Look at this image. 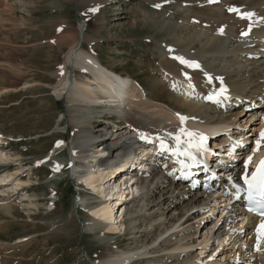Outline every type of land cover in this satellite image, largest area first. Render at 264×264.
Here are the masks:
<instances>
[{"label": "rangeland", "instance_id": "1", "mask_svg": "<svg viewBox=\"0 0 264 264\" xmlns=\"http://www.w3.org/2000/svg\"><path fill=\"white\" fill-rule=\"evenodd\" d=\"M227 1L221 0L223 4ZM209 2L210 0H197L190 6ZM245 2L249 5H245ZM258 3L259 6L256 5ZM152 4L166 6L167 0H0V134L6 138L22 140L20 143L11 145L6 154L2 153L4 157L0 164H17L8 166V169L19 168L18 174L24 171L26 174L24 180H30L28 187L8 199L9 201L11 199L12 217L0 211V264H95L102 256L108 255L109 252L114 253L117 247L125 249L130 245L131 249L140 248L139 240L128 238L123 240L122 236L109 239L95 238L94 234L83 231V226L92 221L89 218L90 204H88L91 200L85 198L86 202H80L78 198L85 197V194L78 191L79 187L72 188V176L76 174L73 171L74 166L70 173L68 152H64L61 159L51 163L48 169H32L31 172L30 168H32V161L42 160L55 142H61V145L66 142L69 145L74 135L72 120L83 123L85 127L93 128V131L97 126L103 125L98 120L102 117L101 112L94 111L93 117H87L85 113L79 112L78 109L81 106L70 102L71 90L61 97H57L54 93V87L63 76L67 55L71 47L76 45L80 25H85L86 30V40L81 45L82 49L89 53H92L91 49H93L101 64L104 67L107 66L109 70L113 69L123 75L132 76L149 92L148 97L159 103L170 104V92L158 77V68L162 74V70L166 67L162 61L164 55L162 48L165 49L167 46V50L180 52L181 56L185 55L183 56L185 58L202 60L204 66L212 65L210 56L214 55L207 49L214 48L211 45L214 40L220 42V45L224 44V37L213 36L212 33L216 31L210 33L191 25V30L202 36L200 39L196 38L188 42L186 38L189 34L181 29L164 35L161 32L150 31L148 26H144L143 29L139 26L134 29L128 28L132 21L165 23L169 20L170 16H165L167 12L156 13L161 15L159 17L152 16L154 15L150 9ZM173 4L182 6L179 3ZM232 5V7L201 6L210 7L209 11L203 13L196 9L194 10L198 13L188 12L189 7L181 9L182 7L178 8L176 5L170 6L166 11L173 10L176 16L172 18L173 22H168L179 23V26H183L181 22H184V18L190 17V14L197 17L198 24H201L204 19L203 22H207L208 25L209 18H212L214 22L218 20L214 17L216 14H221L220 10H223L221 18L228 27L230 18H234L237 11H240L238 14H242L244 10L250 12L256 10L255 16L264 18V0H240ZM186 6L189 5L186 3ZM142 8L146 9L142 10ZM224 8L226 10L235 8L237 11L236 13L229 11V17ZM141 10L147 14L139 15ZM238 21L248 23L239 19ZM256 26L258 29H264L257 24ZM225 29L227 32V28ZM236 36L239 37V34ZM249 36L252 35L249 34ZM243 45L242 42L234 43L228 47L231 53L226 56L234 60L242 57L244 60L241 61L247 63L232 61L229 58L217 60L218 63L226 65L228 72L233 75L239 73L243 66L251 68L255 64L259 68L264 63V58L259 61L254 58L256 55L251 57L245 54L246 52L242 50H245L247 45ZM158 46L161 47L160 50ZM250 51H257V48L253 47ZM259 53H263L261 49ZM156 56L158 61L160 60L159 63ZM155 62L158 63L156 66H154ZM251 63L252 65L249 66ZM200 71L206 70L202 68ZM259 72L258 69L255 71L259 76H256L248 85H244L241 81L237 92L246 93L250 88L252 92H260L264 86H258L263 77ZM75 76L80 80L89 77L83 70L75 71ZM245 76L247 75L240 78ZM234 78L238 79V77ZM157 83L163 85L164 90H160ZM29 84H35V86L19 90ZM5 90L8 91L2 93ZM157 95L160 96L157 97ZM194 103L204 107L201 102ZM77 110L78 114L75 112ZM177 112L183 116L187 114L185 110ZM79 115L85 119H81ZM213 116L217 117L215 114ZM96 142L90 149H92L91 152L99 155L101 148L99 144L95 145ZM87 152L84 154L86 158ZM5 156L8 157L7 161ZM71 158L76 157L71 155ZM77 159L81 161L79 158L75 160ZM57 165L61 175L52 178L49 176V171L55 169ZM3 170L1 168L0 173ZM159 195L156 194L154 198L157 199ZM48 199L54 202L53 209ZM188 201L186 200L185 203ZM81 203L85 205L80 206ZM194 216L195 214L191 217L189 224L206 221L207 228L211 227L212 219L208 220L207 216L193 219ZM101 231L100 229L96 233L100 234ZM198 236L197 234L196 237ZM155 242L147 248L153 246ZM154 257V259L157 258ZM147 258L133 264H149V261L154 260L150 258L147 261Z\"/></svg>", "mask_w": 264, "mask_h": 264}, {"label": "bare ground", "instance_id": "2", "mask_svg": "<svg viewBox=\"0 0 264 264\" xmlns=\"http://www.w3.org/2000/svg\"><path fill=\"white\" fill-rule=\"evenodd\" d=\"M196 1L197 0H167V5L173 3L186 5L187 3V5H189L187 6L189 7V12H193L192 10L194 9L201 13L210 10V7L190 6V4ZM239 1L240 0H228L224 2L223 5L232 7L233 3ZM245 5H249V3L245 2ZM256 5L259 6L260 4L258 3ZM220 11H222L221 14H216L214 17L218 18V20H215V22L212 18L207 20L209 23L206 28H203L205 31L212 33V31L217 30V27L220 28L221 25L227 24L221 18L223 10ZM226 12L229 13V10H226ZM243 12L248 13L250 11L244 10ZM253 13H256V10L253 11ZM138 14L146 15L147 12L142 11ZM236 15L233 17H236ZM191 17L194 19L192 22L196 23L197 17ZM229 25V27H226L227 32H223L224 44L220 45L221 43L214 40V38L212 39L214 41L211 42L214 48L209 47L207 49L209 52H213L212 55L214 56L210 57L212 58V65H205V67L207 70L211 71L213 75H210L207 71H196L190 67H184V69L189 71L188 80L193 82V87L188 86L187 81L180 78V71L184 70L183 67L176 65L173 61L168 59L166 54L163 55L162 61L165 63L166 67L162 70L163 76H161V78L167 83V88L170 92L169 102L171 105L168 103H159L157 100L149 98V92L144 91L140 84L136 86V82L132 81L131 83L128 81L132 78L125 76L126 78L121 82L115 76L111 75L113 74L111 70L108 68L104 69V66L101 64L98 56L93 52V49H91L92 53H89L81 48L82 43L86 40V30L84 28L85 25H80L75 42L76 45L74 47L72 46L73 48L71 47L67 55L63 76L54 87V93L57 97H61L71 90L70 102L81 106V108L78 109L80 113H85L87 117H93L95 115L94 111L101 112L102 116H104L106 112L117 113L120 115L119 119L122 122L114 127L99 125L93 131V128L85 127L83 123L72 120L74 135L68 145L72 157L79 158V160L86 162L87 160L84 154L94 145L96 140H99V148L102 149L101 153L99 155L92 154L93 156L90 160L96 162L99 156H104L105 153H107L110 157L114 156L108 163H115V166H117V162H120L122 158L129 153L136 133L147 135L146 137L148 138L163 137L173 146H177V142L173 141V137L189 136V133L192 134L191 136H196L204 131L203 126L192 123L189 117H193L192 120L195 122L198 121L208 125L229 123L235 127L233 134L245 135L246 133L241 131L246 128L248 123L256 119L255 114L258 112V108L254 107H259L260 109L263 107L257 101H264V88L260 92H252V88H250L246 93H238L237 88L240 86L239 83L241 81L244 85L253 82L255 77L259 76V74L255 73L257 69L260 71V75L263 76L258 86H264V63H262L259 68L256 67L255 64H253L254 66L251 68L243 66L239 70V73L233 75L228 72L226 65L217 62V60L226 58L232 61L244 60L242 57H238L234 60L232 57L226 56V54L231 53L228 47H231L236 42H244V39L236 35L240 34L242 31H246L249 24L245 22L241 23L237 18H230ZM138 26L141 29H143L144 26H148L150 31L161 32L164 35L174 33L177 29H181V31H186L189 34L186 38L188 42H192L196 38L200 39L202 36V34L191 30V24L179 26L172 22L132 21L128 25V28L134 29L135 27L138 28ZM238 29H240V31H238ZM218 32L217 30L216 34H218ZM251 32H249V34H252L253 39L260 40L262 37L264 40V29H258L255 25ZM260 47L263 46L260 45ZM250 65H252V63L249 64V66ZM80 70L86 72L89 77H85L84 80L77 79L75 71ZM245 74L247 76L240 78ZM115 75L117 74L115 73ZM203 76H211L213 78L222 76V81L229 86L231 93L234 95L233 97L237 96L245 101L239 104L238 107L240 110H234V107L228 106L236 103L234 98H231V101L228 103L218 104L220 108L227 109L230 107L225 111L219 110L218 106L202 107L192 102L193 99L200 97L209 104L208 97L213 94L217 95L215 89L204 82ZM234 77H238V79ZM128 84H131V90L129 92L127 87ZM157 84L160 90H164L163 85L160 83ZM123 85L126 87L125 90H123V88L121 89ZM32 86H35V84H29L26 87L19 88V90ZM7 91L8 90H5L2 93ZM159 96L160 95H157V97ZM245 109H251L252 111H250V113H245ZM78 110L75 111L77 114ZM180 110L187 111L184 117L188 119L183 123L175 117V114H181L177 112ZM214 114L217 115V117L213 116ZM80 118L85 119L82 117ZM253 124L254 123L250 124V130H253ZM251 132L253 131H250L248 134H251ZM251 136H253V134ZM250 140L256 143L257 141H264V138L256 134L254 138H250ZM221 141L222 139H217V142ZM179 147H181V145ZM3 157L4 155L0 153V163ZM5 157L7 161L8 157ZM125 160L128 161V158ZM105 162L106 161H99L98 164L89 167L90 169L88 172H84L85 174L81 180L87 187L92 188L94 192L101 189L99 193L102 196L111 195L108 190L103 191L100 186L103 185V187H106L104 176L109 174L106 170H104V172L99 171L98 166L104 165ZM79 168V166H74V174H77ZM173 169V167H166L160 170V167H158L156 168L158 173L156 172V176L153 178H150V174H145L144 176H140L137 180H131L127 186L129 185V187L132 188V191H129L132 198L130 202L123 204L121 207V209H124L122 220L120 219L121 217H114V208L109 209L101 203H98L97 206H90L91 215L98 218L100 223L92 219L90 223L83 226V231L85 233L94 234L95 238L105 237V239H109L110 236H122L123 240L126 238L134 239L135 241L139 240L141 244L140 248L136 249H131L130 245L125 249L117 247L114 253L109 252L108 255L102 256L95 264H131L134 260H142L150 256H156L157 258L153 261H149V264H264V238L261 239L259 246H257V231H253L255 227L254 224L245 225L243 231L239 232L235 229L236 225L241 223V220H239L240 218H238V216L227 215L223 217L221 223L214 230L212 237H210V234L217 223H213V227H211L209 234L206 221H199L198 224H189L194 214L195 216L193 219L202 218L205 213L208 212H211V215L214 214L216 204L214 203V207L211 208L210 203L214 201L213 199L216 195L222 193L224 187L222 183L217 182L218 184L213 185L211 189L200 187L191 189L189 184H184L182 180H178L177 172H174ZM81 170L82 168H80V171ZM244 172H246L245 168H239V166H237L235 170L229 171V173L233 174V179L231 181L232 185H235L239 181L240 176ZM18 173L19 168L14 170L8 169L2 172L0 175V193H2V196L8 197L12 191L28 186L29 180L21 179L17 180L12 185V180H15ZM120 180L121 179H118L116 182L119 183ZM10 184L11 186L7 187ZM156 194H160L157 199L154 198ZM221 195L223 196L224 193ZM8 199L9 198L0 199V211L3 212L4 215L12 217L13 209L10 208V201ZM186 200L189 201L185 203ZM80 202H86L85 198L82 200L80 199ZM114 206L118 205L115 203ZM235 207H237V205H235ZM204 208H206L205 211L202 210ZM184 218L185 220H183ZM182 220L183 222H181ZM260 222L261 220L257 223V228ZM106 224H109L106 232L97 234V231L106 228ZM226 226H230L227 232L224 231ZM234 227L235 229H233ZM197 234L199 235L198 237H196ZM225 234L231 239L229 243L227 238L222 240ZM214 240H218L219 242L214 244ZM196 241L198 243H196ZM153 242H155V244L147 248V246L152 245ZM124 244L126 245V242ZM219 245L228 247L221 249L222 247H219ZM194 248H199V255L202 256L201 259H197V255L190 254V250ZM205 253L207 254L205 255Z\"/></svg>", "mask_w": 264, "mask_h": 264}, {"label": "snow or ice", "instance_id": "3", "mask_svg": "<svg viewBox=\"0 0 264 264\" xmlns=\"http://www.w3.org/2000/svg\"><path fill=\"white\" fill-rule=\"evenodd\" d=\"M212 2V0H210ZM230 12H236L237 9L235 8H229L228 9ZM90 11H95V9H90ZM254 13H247V14H242L240 18L242 19H247L251 16H253ZM242 35H247L246 32L242 33ZM176 59L184 66L186 67H199V65L194 64V63H189L185 61L182 57H176ZM185 79H188V77L185 75ZM209 83L211 82L210 79L208 81ZM211 98V97H209ZM178 119L181 121V123L184 122L186 119L183 116H180L177 114ZM189 136L192 134L189 133ZM261 137L264 138V131L261 132ZM177 141V146L181 145V141L179 136L175 137ZM201 140H203V137H201ZM260 141H257V146L259 147ZM203 143L201 142L200 144L197 145H190L191 148H195L197 151H200L203 149ZM161 147H164L163 142H161ZM180 154L187 156L188 159H193V156L191 154V151L185 150L181 152ZM252 160V157L249 156L248 160L245 162V170L247 172L248 169V164ZM59 166L57 165L55 170H58ZM244 183L247 186L246 190L249 194V198L254 205V207L249 208V211L251 212H256L260 217H261V222L260 225L257 228V246H259L261 239L264 238V159H261L259 164L256 166L255 170L252 171L249 175H245L243 177Z\"/></svg>", "mask_w": 264, "mask_h": 264}]
</instances>
